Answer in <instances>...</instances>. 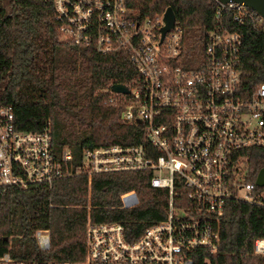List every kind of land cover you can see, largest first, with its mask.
Segmentation results:
<instances>
[{
  "label": "built area",
  "instance_id": "2783aa9c",
  "mask_svg": "<svg viewBox=\"0 0 264 264\" xmlns=\"http://www.w3.org/2000/svg\"><path fill=\"white\" fill-rule=\"evenodd\" d=\"M52 5L62 36L101 55L122 53L137 72L128 93L104 100L120 108L119 119L143 127L145 143L84 147L73 162L68 145L57 154L49 122L40 131L17 129L9 106L0 105V191L26 188L85 175L150 170V186L167 189L165 217L128 238L117 222L84 228L81 260L30 261L7 252L0 264H192L188 251L220 243V226L229 200L264 206V185L249 181V148L264 149V83L248 95L241 88L242 35L251 27L264 39V18L243 4L208 0L216 6L203 66H182V29L176 20L162 38L161 16L138 19L124 0H42ZM229 12L231 16H226ZM243 191L240 193V191ZM134 190L118 195L115 208L131 209ZM34 238L49 249V229ZM264 257V238L253 241Z\"/></svg>",
  "mask_w": 264,
  "mask_h": 264
},
{
  "label": "trees",
  "instance_id": "16d2710c",
  "mask_svg": "<svg viewBox=\"0 0 264 264\" xmlns=\"http://www.w3.org/2000/svg\"><path fill=\"white\" fill-rule=\"evenodd\" d=\"M135 17L154 18L171 8L182 29V66H203L207 37L216 6L208 0H124ZM226 16H231L226 12ZM242 35L241 88L248 95L264 83V39L251 27H234ZM135 68L126 55H101L74 45L59 32L53 7L42 0H0V105L11 108L17 129L40 131L49 122L55 154L68 145L73 162L84 147L145 143L143 127L120 121V108L104 100L112 85L133 88ZM249 181L264 168V149L249 148ZM150 170L76 175L26 188L0 191V255L30 261H78L84 256V228L91 223H120L128 238L165 217L167 189L150 186ZM134 190L139 203L115 208L118 195ZM49 229V249L34 238ZM264 238V206L229 200L215 251H188L192 264H264L253 254L255 238Z\"/></svg>",
  "mask_w": 264,
  "mask_h": 264
},
{
  "label": "water",
  "instance_id": "95a60500",
  "mask_svg": "<svg viewBox=\"0 0 264 264\" xmlns=\"http://www.w3.org/2000/svg\"><path fill=\"white\" fill-rule=\"evenodd\" d=\"M221 3L226 4L229 2L236 4H243L245 7L256 12L259 16L264 18V0H220ZM165 26L161 30L162 38L164 35L173 28L175 22V15L171 8H168L164 13L163 18ZM110 92L115 94H127L128 90L122 85H112L110 87ZM256 184L259 186L264 185V168L261 169L256 178Z\"/></svg>",
  "mask_w": 264,
  "mask_h": 264
},
{
  "label": "rangeland",
  "instance_id": "374dc122",
  "mask_svg": "<svg viewBox=\"0 0 264 264\" xmlns=\"http://www.w3.org/2000/svg\"><path fill=\"white\" fill-rule=\"evenodd\" d=\"M243 191L241 190L240 193H242Z\"/></svg>",
  "mask_w": 264,
  "mask_h": 264
}]
</instances>
